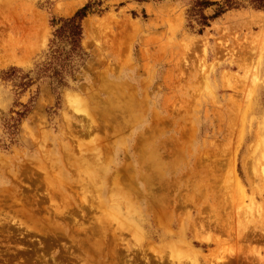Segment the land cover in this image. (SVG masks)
Instances as JSON below:
<instances>
[{
	"label": "rangeland",
	"instance_id": "1",
	"mask_svg": "<svg viewBox=\"0 0 264 264\" xmlns=\"http://www.w3.org/2000/svg\"><path fill=\"white\" fill-rule=\"evenodd\" d=\"M192 5L0 0V264H264V11Z\"/></svg>",
	"mask_w": 264,
	"mask_h": 264
},
{
	"label": "trees",
	"instance_id": "2",
	"mask_svg": "<svg viewBox=\"0 0 264 264\" xmlns=\"http://www.w3.org/2000/svg\"><path fill=\"white\" fill-rule=\"evenodd\" d=\"M138 2H148L154 0H136ZM100 2L87 3L75 14L68 18H61L52 21L55 28L53 37L49 42V50L45 56V61L37 71L39 77H49L57 84L63 85L65 74H72L75 69L76 60L83 61L85 53L81 47L82 40V20L92 13L94 7H99ZM216 7V11L210 17L204 15V11ZM251 8L255 11H264V0H223L222 2H212L210 0H193L192 14L199 27L198 34H202L209 23L219 18L227 11L240 8ZM27 86V83H20L19 88Z\"/></svg>",
	"mask_w": 264,
	"mask_h": 264
},
{
	"label": "bare ground",
	"instance_id": "3",
	"mask_svg": "<svg viewBox=\"0 0 264 264\" xmlns=\"http://www.w3.org/2000/svg\"><path fill=\"white\" fill-rule=\"evenodd\" d=\"M39 35V34H38ZM5 42V41H4ZM13 45V44H12ZM6 52L10 53L11 55L14 56V52H15V48L14 47H11L9 48L8 50H6ZM4 58V57H3ZM7 59V58H6ZM5 59V60H6ZM68 103L71 105L73 104H78V99L76 97H69L68 98ZM74 107V106H73ZM196 196H199V195H196Z\"/></svg>",
	"mask_w": 264,
	"mask_h": 264
}]
</instances>
